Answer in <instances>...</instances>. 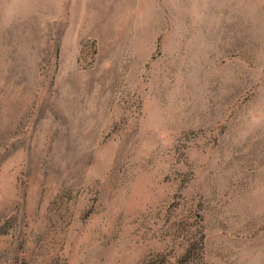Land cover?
Returning <instances> with one entry per match:
<instances>
[{
	"label": "rangeland",
	"instance_id": "374dc122",
	"mask_svg": "<svg viewBox=\"0 0 264 264\" xmlns=\"http://www.w3.org/2000/svg\"><path fill=\"white\" fill-rule=\"evenodd\" d=\"M0 264H264V0H0Z\"/></svg>",
	"mask_w": 264,
	"mask_h": 264
}]
</instances>
